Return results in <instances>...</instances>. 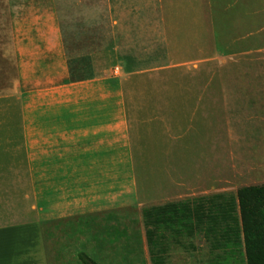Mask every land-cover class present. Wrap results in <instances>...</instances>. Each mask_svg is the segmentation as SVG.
Listing matches in <instances>:
<instances>
[{"label": "rangeland", "instance_id": "374dc122", "mask_svg": "<svg viewBox=\"0 0 264 264\" xmlns=\"http://www.w3.org/2000/svg\"><path fill=\"white\" fill-rule=\"evenodd\" d=\"M55 1L69 56L89 54L96 58L99 66L109 69L118 54L112 52L115 41L120 48V64L132 59L139 65L134 75L137 81H165L169 93L178 91L179 111H171L176 104H162L163 108L170 109L165 111L169 118L163 122L170 125L168 133L159 131L160 124L155 122L144 126L140 134L130 132L131 151L142 154L151 166L135 167L138 178L135 189L125 181L127 168H121L117 209L112 212L103 209L97 214L89 211L82 221L84 225L74 233L55 232L47 222L43 223L42 255H45L46 264H81L79 253L88 255L98 264H151L143 209L215 194H235L240 187L264 184V47L256 56L232 54L227 46L225 48L223 38L208 33V18L217 15V19H223L221 9L234 0H213L212 4L209 0H160L161 8H114L113 13L107 0H103L104 6L97 7L94 6L96 0L83 4ZM256 2L257 15L248 8L249 16L237 11L230 17L233 30L228 32L229 43H233L237 35L258 27L259 44L264 45V0ZM111 14L127 15L139 19L137 22L147 20L152 27L146 28V32L142 27L137 28L133 38L116 40L106 32L110 30L106 25L100 29L103 33L93 34L94 37H89L92 33H88L85 39L65 31L71 27L74 30L89 27L93 20H105ZM157 17L162 18L161 28L155 25ZM159 30L167 36L163 37ZM16 66L15 55L8 45L7 63L0 66V83L8 75L6 113L13 126L16 112L11 95L14 93L12 83L19 76ZM145 68L150 70L142 71ZM239 82L249 86H236ZM233 96L243 98L233 102L230 99ZM157 106L152 103L149 108L156 111ZM146 107L147 104L129 103L128 111L138 113ZM177 114L179 118L175 117ZM25 118L28 120L25 125L30 126V118ZM230 122L232 129H238L236 142L240 146L234 158L229 153ZM173 123L175 127L171 126ZM30 169L25 167V219L31 217L28 212L31 206ZM144 179L147 183H143ZM221 259V251L213 250L202 235L194 234L170 244L166 264H215ZM236 259L237 264H244L242 256ZM230 264L235 263L231 261Z\"/></svg>", "mask_w": 264, "mask_h": 264}, {"label": "crops", "instance_id": "0c3cea01", "mask_svg": "<svg viewBox=\"0 0 264 264\" xmlns=\"http://www.w3.org/2000/svg\"><path fill=\"white\" fill-rule=\"evenodd\" d=\"M64 1L83 4L87 0ZM212 1L208 2L212 4ZM107 2L112 13L114 8H161L160 0ZM100 5L104 6L103 0L99 3L96 0L94 6ZM256 5V0H234L231 5H224L220 11L223 19H217V15L208 18V33L223 38L225 48L232 54L256 56L264 47L259 44L258 27L237 35L234 44L228 42V32L233 30L232 14L240 11L249 16L248 8H251L250 12L257 15ZM0 7L3 8L0 9V66L7 63L9 45L19 73L12 83L14 126L8 122L6 113L8 75L2 79L3 85L0 83V264H46L42 255V224L47 222L55 232L74 233L84 225L82 221L89 211L97 214L103 209L116 210L121 192V168H127L125 181L135 189L138 182L135 167L151 166L142 154L131 151L130 132L140 134L144 126L155 122L160 124L159 131L168 133L170 125L163 122L169 118L165 111L170 109L163 108L162 104H176L171 111H179V93H169L165 81H137L134 75L139 65L132 59L120 64V48L115 41L112 52L118 54L109 69L99 66L89 54L69 56L55 0H0ZM238 7L242 9L235 10ZM126 16L111 14L105 20L99 19L100 22L93 20L89 27L78 30L71 27L65 31L85 39L88 33H92L89 37L103 33L100 29L106 25L110 28L106 32L116 40L133 38L137 28L142 27L146 32V28L152 27L147 20L137 22L139 19ZM156 19L155 25L161 28L162 18ZM225 54H228L226 50ZM239 85L248 84H236ZM242 98L230 99L234 102ZM129 103L147 104V109L129 112ZM152 103L158 104L156 111L149 108ZM229 110L232 111L231 106ZM25 117L30 118V126L25 125L28 122ZM231 125L232 122L229 123V153L234 158L240 146L236 142L238 129H232ZM171 126L175 127V123ZM25 167L31 168L28 209L31 217L27 219Z\"/></svg>", "mask_w": 264, "mask_h": 264}, {"label": "trees", "instance_id": "16d2710c", "mask_svg": "<svg viewBox=\"0 0 264 264\" xmlns=\"http://www.w3.org/2000/svg\"><path fill=\"white\" fill-rule=\"evenodd\" d=\"M151 264H166L171 243L200 234L213 250L215 264H264V184L243 186L235 194H215L192 200L150 206L142 211ZM81 264H98L84 253Z\"/></svg>", "mask_w": 264, "mask_h": 264}]
</instances>
